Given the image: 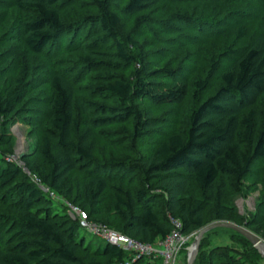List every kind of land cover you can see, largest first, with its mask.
<instances>
[{
	"label": "trees",
	"instance_id": "16d2710c",
	"mask_svg": "<svg viewBox=\"0 0 264 264\" xmlns=\"http://www.w3.org/2000/svg\"><path fill=\"white\" fill-rule=\"evenodd\" d=\"M75 1L10 0L17 10H26L32 15L15 23L8 40L32 54H45L65 30L60 9ZM238 1L192 0L181 10L177 7L181 0H127L123 12L141 16L143 21L139 22L144 27L157 26L158 20H165L174 5L176 11L169 16L171 22H184L186 26L196 27V22L203 18L198 14L204 12L221 15L222 19L211 24L212 31L205 32L208 39L221 37L225 26L235 28L230 43L206 48V72L190 83L193 88L190 94V84L180 74L175 81L158 83L156 79L161 73L171 77L175 74L148 68L138 44L130 35H121V17L111 8L110 0H94L97 16H87L84 19V24L89 26L87 31L74 34L73 52L80 56L84 67L100 66L108 70L107 73L120 65L132 66L133 77L131 80L111 77L104 87H98L116 98L114 105H104L78 98L75 79L60 68L44 74L42 83L47 87V97L45 111L38 113L33 121L38 126L34 150L37 159L29 163L30 175L11 161L0 164V222H3L0 223V264H124L132 255L116 245L104 241L93 247L90 242L86 243L79 233L78 220L72 219L67 211V204L83 210L92 222L155 245L171 231V219L181 223L184 234L223 221L230 212L224 203L229 189L237 191L244 179H249L254 186L263 180L264 120L257 122L250 108L264 96V30L246 44L239 45L246 37L247 28L241 21L237 25V18L251 20L254 16H246L249 13L246 8H237ZM146 13L158 17L155 20L142 17ZM262 13L263 4L254 15ZM195 17L198 18L196 22ZM232 19H236L234 23ZM159 26L164 28L163 24ZM169 29L174 31L175 27ZM194 29L201 33L199 28ZM123 41L132 49H127ZM102 42H109L113 51L98 50ZM215 80L219 83L217 89L203 97ZM31 90L28 85L23 88L8 85L0 89V117L15 113ZM188 96L193 108L184 131L168 133L147 154L133 152V156L123 161L110 160L105 165L118 170L120 180L124 179L121 176L125 169L138 173L139 188L125 190L122 184L112 183L107 169L103 170L95 158L96 130L131 120V136L142 138L157 125L150 114L135 105L136 100L179 105ZM245 109L248 112L242 115ZM3 136L0 132V145ZM73 173L84 175L78 185L73 182ZM20 176L24 180L21 181ZM32 176L55 194L57 202L66 203L63 211L51 213L40 209L39 206L47 204L49 199L31 180ZM190 186H194L198 194L194 202L187 199ZM109 188L112 201L102 209L103 195ZM257 210L258 213L243 226L258 227L264 238V196ZM103 214L111 221L96 219ZM2 225L11 226V236L2 230ZM236 234L240 241L250 245ZM250 248L254 256L262 259L251 245ZM197 256L194 264L200 260ZM158 262L156 259L152 264ZM200 264L241 263L232 257L227 246H219Z\"/></svg>",
	"mask_w": 264,
	"mask_h": 264
},
{
	"label": "rangeland",
	"instance_id": "374dc122",
	"mask_svg": "<svg viewBox=\"0 0 264 264\" xmlns=\"http://www.w3.org/2000/svg\"><path fill=\"white\" fill-rule=\"evenodd\" d=\"M181 1L182 3H178L179 5L177 6L181 10L188 3L191 4L190 2H192V0ZM126 2L127 0H110L111 8L121 17V35H130L138 44L145 54L144 63L148 64V68L151 70L172 71L175 74L171 77L161 73L159 78L156 79L158 83L175 81L179 74L189 84L197 77H203L207 67L206 56L208 51L206 48L218 47L219 44L230 43L233 39L232 33L235 31V28H231L230 26L224 27L221 37L208 39L204 35L205 32L212 31L211 24L217 21V19H222L221 15L204 12L198 14L202 15L200 16L203 17L201 20L197 21L198 18H194V21H197L196 27L191 24L186 26L184 22H171L172 18H169V16L176 11L173 10V5L171 13L165 15V20H158L159 24L157 26L163 24L164 28L160 29V26L157 27L154 24H148L150 26L145 25L144 27L139 22L142 20L141 16H130L123 12ZM239 2L241 3L239 4ZM262 4L264 5V0H239L237 2V8H246L249 11L246 16H254L251 20H244L245 18L242 19L241 16L237 18V25L241 21V24L247 28L246 37L239 41L240 44L239 42L237 44H246L254 36L260 35L262 33L260 31L264 30V14L254 15L257 8ZM60 12L65 24L64 32L60 35L56 45L51 47L48 52L36 55L27 52L21 45L8 40V35L15 23L18 20L30 17L32 14L26 10H17L12 6L10 0H0V89L8 85L18 88L28 85L32 89L15 113L7 117H0V132L4 133L3 141L0 145V164L1 161H11L27 175H30L28 170L29 163L37 159L34 150L38 140L36 134L38 126H35L33 121L37 119L38 113L45 111L47 87L42 83L45 73L53 71L57 67L60 68L70 78L75 79L76 96L78 98L104 105H114L116 98L102 92L98 87H104L111 77H124L130 80L133 77L134 68L132 66L120 65L118 68L109 70L107 73L108 70L100 66L84 67L81 64L80 56L73 52L72 48L76 44L74 34L76 32L84 33L87 31L89 26L88 24H84V19L87 16H97L98 10L94 0H76L70 6L61 8ZM144 15L142 17L148 16L153 20L158 17L157 14L151 15L146 13ZM256 17L258 18L255 19ZM235 20L232 19L231 23H234ZM172 26L175 27L174 31L169 29ZM194 28H199L201 33L198 34ZM133 29H135V32H133ZM186 42L193 44H186ZM123 43L125 44L124 41ZM100 45L98 50L102 52L111 53L113 51V47L109 42H102ZM125 46L127 49H132L127 43ZM191 60L194 61V65L191 63ZM214 82L211 90L203 94V97L212 94L217 89L219 83L216 80ZM192 91V84H190V94ZM134 103L139 109L154 118L157 127L152 132H149L142 138L131 136L133 128L131 120L123 125L101 127L96 130V161L99 166L103 167V170L107 169L106 173L111 176L112 183L122 184L121 186L125 190L139 188L141 183L138 173L125 169L122 171L123 175L121 176L124 179L120 180L118 170L106 167L107 162L110 160L123 161L125 157L133 156V152L147 154L154 144L162 140L168 133L184 131L187 118L193 108L190 96L185 98L183 103L179 105H156L145 99L136 100ZM250 110L254 112L257 122L261 121V119L264 120V96L260 97ZM247 112L248 109H245L241 111V114L245 115ZM83 176V173H73L72 179L74 184L78 185ZM262 177L263 180L256 186L252 185L249 179H244L237 191H234L232 188L229 189L224 203L229 207L230 212L223 221L243 226L252 215L258 213V205L264 196V173ZM19 179L21 181L24 180L22 176ZM42 191L48 195L46 199H49V201L47 200V204L40 205V209H45L51 213H58L65 209L66 203L57 202L56 198L50 196V192L47 190ZM197 196L195 187L190 186L187 193L188 201H196ZM112 197V191L109 188L103 195L102 209L112 201ZM78 205L80 204L78 203ZM67 211L69 213L68 209ZM70 217L76 219L74 214L70 215ZM96 219H100L103 222L111 221L104 214ZM0 223L2 224L3 222ZM11 226H3L4 228H2L9 236L12 235ZM247 229L264 240L262 231L258 227L250 226ZM79 233L85 237L86 243L90 242L93 247H96L99 242L105 241L100 236L87 232L81 227L79 228ZM192 244L193 240L190 241L189 247ZM219 246H227L232 257L237 259L241 264H264V259L261 256L262 259H258L251 253L250 245L246 241H240L235 232L225 228H217L205 234L201 249L197 253V257L200 259L198 264L203 259H206L207 254L213 248ZM177 260L178 264H186L187 251H181L178 254ZM138 264L152 263L142 258Z\"/></svg>",
	"mask_w": 264,
	"mask_h": 264
},
{
	"label": "built area",
	"instance_id": "2783aa9c",
	"mask_svg": "<svg viewBox=\"0 0 264 264\" xmlns=\"http://www.w3.org/2000/svg\"><path fill=\"white\" fill-rule=\"evenodd\" d=\"M31 180L39 186L41 190L50 192V196L56 198L55 194L45 188L40 180L32 176ZM69 215H75L79 226L94 235L100 236L106 242L116 245L120 250L132 255L130 261L124 264H134L135 261L145 258L149 263H154L159 259L158 264H178V254L186 250L189 253V243L192 241L197 232L184 234L181 231V223L178 220L171 219V231L155 245L142 243L138 240L129 238L115 230H112L102 223H95L88 219L87 214L71 204H67Z\"/></svg>",
	"mask_w": 264,
	"mask_h": 264
},
{
	"label": "water",
	"instance_id": "95a60500",
	"mask_svg": "<svg viewBox=\"0 0 264 264\" xmlns=\"http://www.w3.org/2000/svg\"><path fill=\"white\" fill-rule=\"evenodd\" d=\"M217 228H225V229H230L242 237H244L250 245L259 253V255L264 259V240L255 235L253 232L249 231L246 227L244 226H239L231 222H226V221H217L213 222L209 225H206L205 227L201 228L197 233L195 238L193 239V244L192 246L189 247V253L187 255V262L186 264H194L200 242L203 238V236L214 229Z\"/></svg>",
	"mask_w": 264,
	"mask_h": 264
}]
</instances>
